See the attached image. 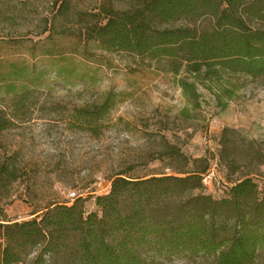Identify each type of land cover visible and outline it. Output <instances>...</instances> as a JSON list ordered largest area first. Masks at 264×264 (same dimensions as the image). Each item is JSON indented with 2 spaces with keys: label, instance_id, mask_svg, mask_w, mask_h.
I'll list each match as a JSON object with an SVG mask.
<instances>
[{
  "label": "trees",
  "instance_id": "trees-1",
  "mask_svg": "<svg viewBox=\"0 0 264 264\" xmlns=\"http://www.w3.org/2000/svg\"><path fill=\"white\" fill-rule=\"evenodd\" d=\"M13 1L0 0V23L16 22ZM82 1L50 0L52 11L43 15L39 33L91 40L147 65L162 63L174 76L186 72L194 82L179 84L192 100L198 98L195 82L219 84L220 94L231 98L233 89L222 82L233 85L234 75L264 77V0H96L81 10ZM1 62L0 134L23 119L43 74L24 63ZM115 97L108 92L74 108L69 126L100 134ZM206 169L146 178L119 173L106 194L94 196L93 211L79 197L70 205L48 204L38 219L0 221V264H22L33 249L38 252L29 264H155L174 256L264 264V186L246 176L214 198L202 191ZM18 177L11 155L0 163V191L7 194Z\"/></svg>",
  "mask_w": 264,
  "mask_h": 264
},
{
  "label": "rangeland",
  "instance_id": "rangeland-1",
  "mask_svg": "<svg viewBox=\"0 0 264 264\" xmlns=\"http://www.w3.org/2000/svg\"><path fill=\"white\" fill-rule=\"evenodd\" d=\"M13 3L16 22L0 23V71L6 67L1 61H13L43 74L23 119L0 134V163L12 155L19 174L7 194L0 191V221L38 219L50 203L70 205L72 191L83 194L84 209L93 211L94 196L106 194L119 173L146 178L207 165L202 191L214 198L246 176L262 189L264 77L234 75L233 85L222 82L233 89L231 98L220 94L219 84L195 82L198 98L192 100L179 84L194 82L190 74L174 76L162 63L149 66L146 59L101 50L81 37L40 34L50 0ZM108 92L116 93L115 104L100 134L69 126L74 108ZM37 252L31 250L22 264ZM155 264L206 263L174 256Z\"/></svg>",
  "mask_w": 264,
  "mask_h": 264
},
{
  "label": "built area",
  "instance_id": "built-area-1",
  "mask_svg": "<svg viewBox=\"0 0 264 264\" xmlns=\"http://www.w3.org/2000/svg\"><path fill=\"white\" fill-rule=\"evenodd\" d=\"M79 197H84L83 196V194H81V193H77L76 191H72L71 193H70V199H76V198H79Z\"/></svg>",
  "mask_w": 264,
  "mask_h": 264
}]
</instances>
